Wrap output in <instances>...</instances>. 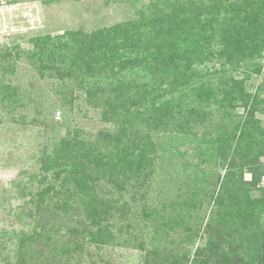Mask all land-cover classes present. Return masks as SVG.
I'll use <instances>...</instances> for the list:
<instances>
[{
  "label": "trees",
  "instance_id": "trees-1",
  "mask_svg": "<svg viewBox=\"0 0 264 264\" xmlns=\"http://www.w3.org/2000/svg\"><path fill=\"white\" fill-rule=\"evenodd\" d=\"M117 1L128 7L124 22L91 32L33 37L30 51L6 48L0 53V75L10 74V64L22 54L36 76L62 84L69 106L61 105L71 109L69 114L83 96L82 103L99 111L107 125L91 142L73 135L54 145L43 166L45 180L63 181L65 189L88 198L83 209L95 228L89 235L99 237L98 244L105 242L102 222L107 216L125 222L140 216L154 222L161 218L159 232L178 229L208 243L215 228L232 239L240 229L238 234L247 235L234 245L244 252L248 246L258 257L264 237L255 224L264 213V186L256 178L264 165L252 152L264 153V129L256 118L264 115V82L250 86L264 75V0ZM16 88L0 85V104L9 113L19 106ZM187 150L198 165L213 168L215 184L208 182L205 190L177 204L160 200L151 205V177L161 176ZM246 172L252 182L243 181ZM53 186L40 195L53 192ZM98 187L109 199L97 197ZM136 201L139 208L132 204ZM32 240L23 234L14 243V264L33 263ZM60 248L58 256L71 249ZM201 256L199 249L186 262L197 264Z\"/></svg>",
  "mask_w": 264,
  "mask_h": 264
},
{
  "label": "rangeland",
  "instance_id": "rangeland-1",
  "mask_svg": "<svg viewBox=\"0 0 264 264\" xmlns=\"http://www.w3.org/2000/svg\"><path fill=\"white\" fill-rule=\"evenodd\" d=\"M127 12V5L117 0H58L47 5L39 0L13 5L0 0V53L6 48L14 53L30 51L34 46L29 41L33 37L110 27L127 20ZM14 60L10 74L0 75V85L17 87L19 104L14 113L0 104V264L17 261L14 243L19 242L23 234L33 237L29 246L34 254L32 264H187L199 249L202 256L197 264H264V249L257 250V257L248 246L244 252L234 245L240 236L247 235L246 231L245 235H240L237 232L242 231L236 228L232 239L215 228L213 241L208 243L203 236L190 239L178 229L159 232L161 218L154 222L137 216L134 222H125L117 216H107L102 222L107 228L105 242L96 243L99 237L92 239L89 235L95 228L90 226L83 209L88 198L65 189L63 181H54L49 176L45 180L43 166L54 151V145L66 136L76 135L91 142L96 132L107 125L100 121L99 111L82 103L83 96L72 103L74 111L69 114L71 109L61 105L62 101L69 104L63 100L69 97L61 95L60 82L36 76L22 54ZM262 78H254L250 88L264 82V75ZM66 83L70 85L69 81ZM71 86L75 88V83ZM260 97H264V90ZM38 109L42 110L40 114ZM256 118L264 129V115L257 113ZM255 154L263 166L264 153L258 155L254 150L252 156ZM198 164L190 150L186 151V156L173 158L171 167H165L161 176L151 177L147 189L149 203L159 205L157 201L161 200V203L177 204L197 190H205L208 182L214 185L213 168ZM257 171L258 186H264V170ZM243 181L252 182L253 178L246 172ZM51 184L59 195L54 196L51 191L42 197L40 193ZM96 191L97 197L104 194V198L109 199L105 189L98 187ZM113 198L117 199V194ZM125 198L128 199L129 194ZM132 204L139 208V202ZM172 210L177 211L176 207ZM255 228L258 235L264 237V213ZM62 244L71 249L69 253L62 250V256H58Z\"/></svg>",
  "mask_w": 264,
  "mask_h": 264
}]
</instances>
